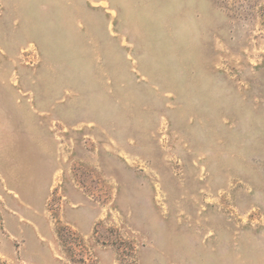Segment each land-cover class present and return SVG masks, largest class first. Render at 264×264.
Listing matches in <instances>:
<instances>
[{
	"label": "rangeland",
	"instance_id": "obj_1",
	"mask_svg": "<svg viewBox=\"0 0 264 264\" xmlns=\"http://www.w3.org/2000/svg\"><path fill=\"white\" fill-rule=\"evenodd\" d=\"M0 264H264V0H0Z\"/></svg>",
	"mask_w": 264,
	"mask_h": 264
}]
</instances>
